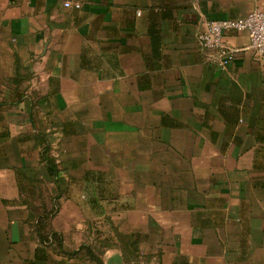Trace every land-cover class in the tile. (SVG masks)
<instances>
[{
	"label": "crops",
	"instance_id": "1",
	"mask_svg": "<svg viewBox=\"0 0 264 264\" xmlns=\"http://www.w3.org/2000/svg\"><path fill=\"white\" fill-rule=\"evenodd\" d=\"M0 0V264H264V56L197 35L264 0Z\"/></svg>",
	"mask_w": 264,
	"mask_h": 264
},
{
	"label": "built area",
	"instance_id": "2",
	"mask_svg": "<svg viewBox=\"0 0 264 264\" xmlns=\"http://www.w3.org/2000/svg\"><path fill=\"white\" fill-rule=\"evenodd\" d=\"M65 7L80 8L78 1L65 0ZM246 32L249 38L247 49L256 55L264 56V11L255 7L249 14L236 19L207 20L203 30L198 33L199 45L209 50V60L218 67L225 69L234 60L238 49L225 43L227 32Z\"/></svg>",
	"mask_w": 264,
	"mask_h": 264
}]
</instances>
